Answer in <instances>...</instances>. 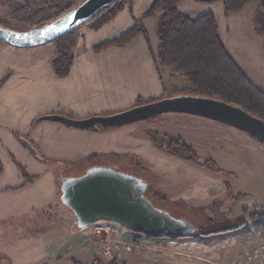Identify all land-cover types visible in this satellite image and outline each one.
I'll return each mask as SVG.
<instances>
[{
    "label": "rangeland",
    "instance_id": "obj_1",
    "mask_svg": "<svg viewBox=\"0 0 264 264\" xmlns=\"http://www.w3.org/2000/svg\"><path fill=\"white\" fill-rule=\"evenodd\" d=\"M31 1L0 0V26L16 31L36 28L31 23L17 21L21 8ZM83 1L77 0L76 7ZM151 2L131 0L96 30L87 25L77 27V41L71 50L73 61L63 76L58 75L53 66L57 56L53 42L19 48L0 41V162L3 167L0 173V264H49L51 253L62 256L60 264H71L72 258L82 264L94 261L100 264L264 262V251L259 248L264 242V224L259 218H250L255 213L264 215V208L255 205L259 200L264 201V155L260 151L252 149L250 169L245 146L238 143L232 144L230 151L221 152L193 145L196 162L178 158L157 146L160 143L167 148L165 143L155 144L151 139L155 134L159 140L168 135L158 124L163 119L182 118L176 115H161L101 131L39 120L48 114L82 119L116 113L136 103L168 97L186 89L187 80L183 76L156 64L159 15L145 16ZM254 6L259 7V4L250 2L242 13L229 18L224 15L220 1L183 0L177 8L192 17L212 12L221 32L222 28L230 26L224 43L232 52L231 56L234 55L237 65L264 89V58H260L259 53V49L264 50V20ZM40 17L55 20V10L46 7ZM136 21L146 35L140 32L123 45L93 51L94 46L119 37ZM174 135L177 134L170 136ZM23 139L30 142L41 157L69 163L47 164L39 160L27 149ZM178 149L171 148L172 151ZM218 153L229 156L230 162L225 160L227 164H223L215 158ZM112 154H126V160L90 159ZM134 158H139L138 162L148 169L147 178L119 167L121 164L133 167ZM205 161L216 164L217 170L208 169ZM107 163L116 166L118 171L144 179L148 183L145 198L160 207L154 208L156 210L167 211L174 218H185L201 230L236 223H243L242 227L238 226L228 235L204 240L200 234L191 239H150L105 221L78 230L72 212L61 202L56 205L53 182L57 184L60 176L79 177L89 167L108 166ZM52 222L54 229L45 228ZM7 228H12L8 234ZM36 236L43 242L33 244L31 239ZM51 237L58 239L56 248L47 244ZM86 239L92 242L90 252ZM254 250L257 253L248 258L246 254Z\"/></svg>",
    "mask_w": 264,
    "mask_h": 264
},
{
    "label": "trees",
    "instance_id": "obj_2",
    "mask_svg": "<svg viewBox=\"0 0 264 264\" xmlns=\"http://www.w3.org/2000/svg\"><path fill=\"white\" fill-rule=\"evenodd\" d=\"M179 1L180 0H152L149 7L145 11V16H152L160 11L157 25L158 44L155 56L156 64L171 68L174 75H181L187 80L186 89L182 90L180 93L174 92V94L171 96L184 94L223 100L238 106L246 112L264 120V89L258 87L237 65L234 58L228 53L220 38L219 28L214 14L212 12H205L196 17H192L187 13L179 11L177 8V3ZM194 1H220L222 3L225 16L232 12L240 11L247 3L255 1L259 4L260 15L264 20V0ZM76 2L77 0H32L28 5L21 8L17 21L20 23H31L33 27L36 28L41 27L50 21H53L51 19H41L40 14L46 7L55 10L56 19L75 8ZM127 3L130 4L131 0H115L110 5L95 12L77 27L87 25L90 29L96 30L112 19L117 14V12L124 8ZM77 27L53 41L57 51V56L53 59V66L55 72L60 76L66 74L73 61L71 50L77 41V35L75 33ZM140 32L146 35V32L140 22L136 21V23L131 28H129L119 37L94 46L93 51L99 52L110 46L123 45ZM151 101L152 100L148 102ZM144 103L147 102L136 103L135 106ZM158 116L154 118H157ZM112 128L115 127L97 126V129L94 131L108 130ZM249 136L259 141L254 136ZM162 137L163 138L160 140L156 139L155 134V138L151 137V139L155 144H157L158 141L162 142V144L165 143V146H168L167 148L162 147L160 143V145L157 144V146L160 149L165 148L166 152L171 153L178 158H182L191 162L197 161V153L195 149L183 142L182 139L170 135H164ZM171 148L179 149L178 151H172ZM125 156L127 155H96L90 159L101 157L103 158L102 160L117 159V161H122V159L126 160ZM38 159L47 164L69 163L45 159L40 155ZM138 161L139 158H134L133 167H131V165L125 164L118 165H120V168H126L135 171L138 176H143L142 178L145 179L148 177L149 171L141 162L139 163ZM137 162L139 165L136 164ZM205 162L206 164L204 165H207L208 169H212L213 171L217 170L218 167L216 164L211 161ZM70 164L77 167V165L74 163ZM2 169V163L0 162V173L2 172ZM57 186L59 192L58 195H60L61 185L59 182L57 183ZM237 197L239 198V196H234V198L238 199ZM149 204L153 208H160L157 205H153L150 201ZM250 218H259L260 221H262L261 223L264 224V215L255 213L251 215ZM242 224L243 223H239L238 225L236 223V225L223 228L201 230L198 234L202 236L201 238L203 240L212 236L215 237L228 235L238 226L242 227ZM137 235L150 239H158L140 233H137ZM194 236H178L164 239H191ZM92 264L100 263L94 261Z\"/></svg>",
    "mask_w": 264,
    "mask_h": 264
},
{
    "label": "water",
    "instance_id": "obj_3",
    "mask_svg": "<svg viewBox=\"0 0 264 264\" xmlns=\"http://www.w3.org/2000/svg\"><path fill=\"white\" fill-rule=\"evenodd\" d=\"M114 1L85 0L59 18L27 31L0 26V41L19 48L53 42ZM168 113L219 122L254 136L264 145V120L223 100L202 96L179 94L101 116L73 119L64 114H48L39 120L94 131L97 126L121 127ZM22 142L39 157L30 142ZM58 182L59 201L72 212L78 230L105 221L154 238L190 237L201 231L185 218H174L167 211L154 209L144 194L148 183L118 171L116 166L89 167L80 177H59Z\"/></svg>",
    "mask_w": 264,
    "mask_h": 264
},
{
    "label": "crops",
    "instance_id": "obj_4",
    "mask_svg": "<svg viewBox=\"0 0 264 264\" xmlns=\"http://www.w3.org/2000/svg\"><path fill=\"white\" fill-rule=\"evenodd\" d=\"M183 1L180 0L177 3V6L179 5V3ZM187 1V0H185ZM255 2V1H254ZM250 3V2H249ZM212 4V3H211ZM248 5V3L246 4ZM246 5L243 7V9L246 7ZM256 7V6H254ZM223 8V7H222ZM257 10L259 11L260 14V9L259 7H256ZM124 9V8H123ZM122 9V10H123ZM243 9H241L240 11H236V12H232L230 13L228 16L234 15L236 13H242ZM158 15H160V11L157 12ZM226 16V17H227ZM219 28V27H218ZM230 26H225L224 28H222V32L221 30H219L220 33V37L221 40L223 42V44L225 45L227 51H229L228 53L231 55L232 52L229 50L228 45H226L224 43V38L226 34L230 33ZM223 35V37H222ZM264 48V47H263ZM259 53H260V58H264V50L262 51L261 49H259ZM233 58L235 59L236 57H234V55H232ZM163 115H176V116H180L182 118H180L179 120L175 121V119L171 120L172 118H167L169 119V121H167L166 119H163L162 121L159 122V129L162 128L163 133L165 132V134L168 135H172V134H177L174 136L179 137L180 139H182V141L187 142L189 145H191L193 147L194 146H206L208 148V151H212V150H218V152H221L223 150H227L230 151L228 148L231 147L232 144L234 143H238L239 145H244L245 149H246V155L249 159V168L252 165V149H256L257 151H260L263 155H264V148L255 140H253L248 134L227 126L225 124H221L219 122H215L209 119H205L202 117H198V116H193V115H188V114H177V113H169V114H163ZM62 125V124H60ZM164 129V130H163ZM257 143V144H256ZM239 154V153H237ZM219 160L222 161L223 164H227L225 162V160L229 163L230 162V158L227 155H224V153H218V155H216ZM54 185V190H53V195L57 198L56 199V205L59 204V192H58V188H57V184L54 181L53 182ZM49 202V201H48ZM50 204V203H48ZM52 204V203H51ZM255 205L259 206V208H264V201H258L255 202ZM49 208H51V210L53 209V206H50ZM58 208V207H57ZM48 213H51L49 210H47ZM47 213V214H48ZM45 228H50L51 230L54 229V223H49V225H46ZM12 228H7L6 229V234H8V232L11 230ZM71 235H73L74 237V233L73 231L71 232ZM43 239L38 238L37 236L31 239V242L34 243H39V242H43ZM89 243H90V247L87 248L88 252L92 251V242L91 239H86ZM58 243V239H54L53 237H51V239H49L47 241V244H50L51 248H56L55 244ZM82 248L84 246V244H80ZM77 248H79L78 246H76ZM62 256L57 255V254H53L51 253L48 256V263L49 264H60L61 260H62ZM71 260V264H82L79 260L77 259H70ZM10 264V262H9ZM70 264V262H69Z\"/></svg>",
    "mask_w": 264,
    "mask_h": 264
},
{
    "label": "built area",
    "instance_id": "obj_5",
    "mask_svg": "<svg viewBox=\"0 0 264 264\" xmlns=\"http://www.w3.org/2000/svg\"><path fill=\"white\" fill-rule=\"evenodd\" d=\"M259 248H260V251H264V242H262V244L260 245V247H259ZM256 253H257V252L254 250V251H253V253L246 254V255H247V257H248V258H250V259H251V258H252V256H253L254 254H256ZM262 264H264V262H262Z\"/></svg>",
    "mask_w": 264,
    "mask_h": 264
},
{
    "label": "flooded vegetation",
    "instance_id": "obj_6",
    "mask_svg": "<svg viewBox=\"0 0 264 264\" xmlns=\"http://www.w3.org/2000/svg\"><path fill=\"white\" fill-rule=\"evenodd\" d=\"M82 175H83V174H82ZM82 175H80V176H82ZM80 176H79V177H80Z\"/></svg>",
    "mask_w": 264,
    "mask_h": 264
},
{
    "label": "bare ground",
    "instance_id": "obj_7",
    "mask_svg": "<svg viewBox=\"0 0 264 264\" xmlns=\"http://www.w3.org/2000/svg\"><path fill=\"white\" fill-rule=\"evenodd\" d=\"M60 196V195H59Z\"/></svg>",
    "mask_w": 264,
    "mask_h": 264
}]
</instances>
